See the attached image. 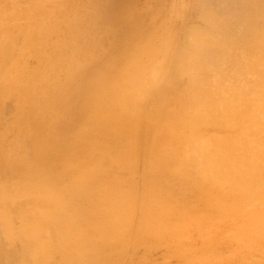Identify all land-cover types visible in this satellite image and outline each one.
I'll return each mask as SVG.
<instances>
[{
    "label": "rangeland",
    "instance_id": "1",
    "mask_svg": "<svg viewBox=\"0 0 264 264\" xmlns=\"http://www.w3.org/2000/svg\"><path fill=\"white\" fill-rule=\"evenodd\" d=\"M108 1L0 0V264H264V195L244 201L211 180L186 196L150 191L166 148L156 128L113 154L96 139L65 156L47 149L97 64L126 78L140 70L152 88L184 84L171 76L193 29L219 34L208 11L247 23L237 42L250 48L257 34L253 47L264 49V0ZM208 47L211 60L223 57ZM208 122L190 133L237 132ZM93 158L112 171L93 173Z\"/></svg>",
    "mask_w": 264,
    "mask_h": 264
},
{
    "label": "bare ground",
    "instance_id": "2",
    "mask_svg": "<svg viewBox=\"0 0 264 264\" xmlns=\"http://www.w3.org/2000/svg\"><path fill=\"white\" fill-rule=\"evenodd\" d=\"M104 5L113 9L114 1ZM206 18L219 34L213 36L201 29H193L189 47L176 57L186 65L175 64L171 76L172 80L185 78L184 84L175 85L176 82L171 81L160 89L152 88L156 84L144 79L140 70L126 78L121 67L114 70L97 64L91 70L94 73L91 84L72 96L69 122L60 134L64 138L47 149L65 156L73 148L96 139L98 146L113 154L116 150L131 148L137 133H148L156 128L159 130L156 142L166 143V148L160 151L157 163L161 173L154 176L150 191H178L179 197L186 196L187 188L192 191L196 181L206 183L211 180L219 188L237 190L244 201L263 196L264 66L257 61L258 56L264 57V49L253 47L257 34L250 35V48L237 42V34L241 29L247 30V23L245 26L241 22L232 23L210 11ZM144 39L148 43L151 41L150 36H144ZM209 44L220 49L221 59L209 58ZM203 71L208 72L200 75ZM243 75L249 84L243 83ZM84 77L89 79L88 72ZM151 88L154 90L150 93ZM146 95L149 99L142 100ZM208 121L237 132L225 135L221 132L219 136H204L198 131L190 133L192 128ZM99 170L112 171L107 163L97 160L92 172ZM179 179L183 180V185L172 186L171 181Z\"/></svg>",
    "mask_w": 264,
    "mask_h": 264
}]
</instances>
